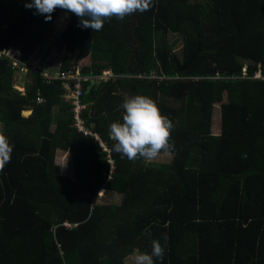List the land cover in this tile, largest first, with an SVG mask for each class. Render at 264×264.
I'll list each match as a JSON object with an SVG mask.
<instances>
[{
	"label": "trees",
	"instance_id": "obj_1",
	"mask_svg": "<svg viewBox=\"0 0 264 264\" xmlns=\"http://www.w3.org/2000/svg\"><path fill=\"white\" fill-rule=\"evenodd\" d=\"M25 2L0 0V133L13 147L0 171V264H125L134 252L150 254L153 239L164 247L155 264H264V80L252 77L264 78V0H153L94 32L59 8L45 21ZM61 13L60 72L89 59L79 68L81 119L109 152L74 126L62 80L28 61ZM8 48L20 52L17 66ZM191 55L180 71L175 59ZM23 68L19 91L12 74ZM106 69L113 74L104 79ZM133 95L172 122L170 161L113 150L109 126L122 122L120 105ZM59 150L90 172L61 174ZM100 189L118 202L95 203Z\"/></svg>",
	"mask_w": 264,
	"mask_h": 264
},
{
	"label": "clouds",
	"instance_id": "obj_2",
	"mask_svg": "<svg viewBox=\"0 0 264 264\" xmlns=\"http://www.w3.org/2000/svg\"><path fill=\"white\" fill-rule=\"evenodd\" d=\"M152 4L153 0H26L24 6L28 9L34 8L37 14L44 16L45 21L52 19L51 14L57 8L70 12L79 18V27L89 28L94 32L100 31L106 20L113 17L123 20L133 13L150 10ZM254 74L257 75L254 79L264 80L259 71ZM120 107L123 109L122 122L114 121L110 124L109 138L114 142L113 150L121 158L126 157L130 161L142 158L150 163L159 158L161 153L170 154L174 151V146L170 143L173 124L167 116L161 114L151 98L145 95L129 96L123 100ZM23 113V116L29 114ZM96 139L99 140V145L102 143L105 147L104 150L100 146L103 151L107 152L104 143L98 137ZM12 151L13 147L7 136L0 133V171L11 162ZM58 165L66 167L67 158ZM63 224L69 226L68 222ZM145 234L151 235L149 229H145ZM163 239L167 241L166 234H163ZM163 256L164 247L158 240L153 239L151 253L137 251L133 259L134 264H155L154 257L162 261Z\"/></svg>",
	"mask_w": 264,
	"mask_h": 264
},
{
	"label": "rangeland",
	"instance_id": "obj_3",
	"mask_svg": "<svg viewBox=\"0 0 264 264\" xmlns=\"http://www.w3.org/2000/svg\"><path fill=\"white\" fill-rule=\"evenodd\" d=\"M68 19V14L67 13H61L58 15L56 20L53 23V28L48 34L47 39L41 44L39 47H36L34 51L30 54V57L28 61L32 64L33 67L39 68V70H42L44 75H56L57 73L60 72V65L62 64L63 57L66 55V50L64 49L63 45L59 42V38L61 35V32L63 28L65 27ZM170 41L177 40L176 44H174L173 51L175 49V52H178L181 48L180 46V38L177 35H170L167 37ZM5 57L9 58L11 61V64L14 66H17V58L20 55V52L17 51L14 53L13 48H8L7 51H5ZM89 59L87 58H80L77 61V73L79 71L80 66H85L89 64ZM19 69V68H18ZM13 72L12 77L14 81V87L22 91L23 87H21L20 84H22L23 78H25V68L22 70ZM102 78L107 79L110 77L113 72L111 70H104L102 72ZM247 75V69H244V76ZM257 75L254 74L252 77L255 78ZM77 77L76 75L72 76V78ZM215 112L213 114V120H214V133L217 134L219 133L218 129L219 128V105L216 104L214 108ZM24 114V113H22ZM217 125V127L215 126ZM1 128V127H0ZM67 158V166L62 168L60 165L59 171L62 174L68 175L72 180L77 179V178H82L85 177V175L90 172L89 167H85L82 165H79L77 162L73 161L72 156L64 152L62 150L57 152L56 155V164L62 163L65 159ZM171 159L170 154H161L159 158H157L156 162H168ZM113 170V169H112ZM118 195L113 194L112 192L104 191L103 189H100L97 193V197L95 199V203H106V202H118ZM137 252H134L130 254L128 257L125 259V264H134V256Z\"/></svg>",
	"mask_w": 264,
	"mask_h": 264
},
{
	"label": "built area",
	"instance_id": "obj_4",
	"mask_svg": "<svg viewBox=\"0 0 264 264\" xmlns=\"http://www.w3.org/2000/svg\"><path fill=\"white\" fill-rule=\"evenodd\" d=\"M16 52L17 50H14V53ZM76 71L73 73L59 72L55 76L45 74V76L51 79L60 78L62 80L63 86L65 88V101L70 105L72 117L74 120V126L79 132L83 134L93 135L95 138H97L95 134H92L84 127L83 122L80 119V115L82 114V111L86 107V105L82 102V98H81L82 96L81 80L85 79L86 77L83 78L80 75V71H78V73ZM74 75H76L77 77L72 78V76ZM70 80H73V83H71ZM100 146L105 150V147L103 146L102 143H100ZM107 152L109 151L107 150ZM107 157H110V155H108ZM108 161L110 162V170H112L114 167L113 161L110 158L108 159Z\"/></svg>",
	"mask_w": 264,
	"mask_h": 264
},
{
	"label": "water",
	"instance_id": "obj_5",
	"mask_svg": "<svg viewBox=\"0 0 264 264\" xmlns=\"http://www.w3.org/2000/svg\"><path fill=\"white\" fill-rule=\"evenodd\" d=\"M192 57H193V55H191V57H190V58L186 61V63L183 64V65L180 64V63L175 59L178 69H179L180 71L186 69V67H187V65L189 64V62H190V60H191ZM94 82H95V79H94V78H90V79H89V84H88V85L86 86V88H85V93L89 92V90L91 89V87H92V85H93Z\"/></svg>",
	"mask_w": 264,
	"mask_h": 264
}]
</instances>
